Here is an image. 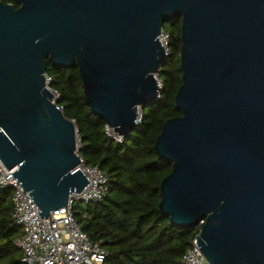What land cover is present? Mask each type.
<instances>
[{"label":"water","instance_id":"95a60500","mask_svg":"<svg viewBox=\"0 0 264 264\" xmlns=\"http://www.w3.org/2000/svg\"><path fill=\"white\" fill-rule=\"evenodd\" d=\"M0 2V162L43 220L88 181L77 130L46 87L76 65L92 114L127 137L160 98L163 22L180 19L179 116L155 140L171 164L158 211L193 228L207 264H264V0ZM139 111V112H138ZM142 113V112H141Z\"/></svg>","mask_w":264,"mask_h":264},{"label":"trees","instance_id":"16d2710c","mask_svg":"<svg viewBox=\"0 0 264 264\" xmlns=\"http://www.w3.org/2000/svg\"><path fill=\"white\" fill-rule=\"evenodd\" d=\"M2 1L18 8L15 0ZM168 24L170 55L158 74L160 98L141 110L140 124L121 143L110 140L104 121L91 113L76 65L65 69L47 63L49 87L58 94L56 104L62 113L75 125L85 164L99 166L108 176V192L101 202L73 208L82 231L107 252L104 264H182L196 235V227L176 228L158 211L159 187L171 164L158 159L154 144L163 122L180 115L174 106L181 83L179 17ZM11 198L12 190L0 187V264H22L21 251L15 246L22 233L10 219Z\"/></svg>","mask_w":264,"mask_h":264},{"label":"built area","instance_id":"2783aa9c","mask_svg":"<svg viewBox=\"0 0 264 264\" xmlns=\"http://www.w3.org/2000/svg\"><path fill=\"white\" fill-rule=\"evenodd\" d=\"M169 34L161 31L158 41L164 49L165 56L170 55ZM46 87L52 93L54 100L58 94L53 92L49 84L50 78L45 74ZM157 79L158 87L162 89V81ZM142 116V113H140ZM141 122V120H138ZM140 124V123H139ZM109 139L121 143L124 137L119 136L112 129L105 126ZM76 154L79 163L74 171H79L89 182L88 185L77 194H70L68 204L58 210L51 211L48 217H39V209L26 191L20 186L12 175L14 169H5L0 162V187L12 190L11 202L13 209L10 219L13 226L18 227L21 236L15 240V246L21 251L22 264H104L108 254L100 242H92L82 231L79 222L74 219L73 208L75 203L95 204L101 202L108 192V176L99 166H88L80 154V138L77 134ZM86 214L82 213V218ZM202 219L196 227V235L190 241L189 247L183 257L182 264H207L206 259L195 248L196 236H199Z\"/></svg>","mask_w":264,"mask_h":264},{"label":"rangeland","instance_id":"374dc122","mask_svg":"<svg viewBox=\"0 0 264 264\" xmlns=\"http://www.w3.org/2000/svg\"><path fill=\"white\" fill-rule=\"evenodd\" d=\"M168 22H169V20L163 22V31H165L166 33L170 34V28H169ZM78 204H81V206H82L83 209L86 208V203H82V202H78L77 203L76 202L74 206H77Z\"/></svg>","mask_w":264,"mask_h":264},{"label":"bare ground","instance_id":"6f19581e","mask_svg":"<svg viewBox=\"0 0 264 264\" xmlns=\"http://www.w3.org/2000/svg\"><path fill=\"white\" fill-rule=\"evenodd\" d=\"M139 112V111H138ZM141 112H139V114H140Z\"/></svg>","mask_w":264,"mask_h":264}]
</instances>
